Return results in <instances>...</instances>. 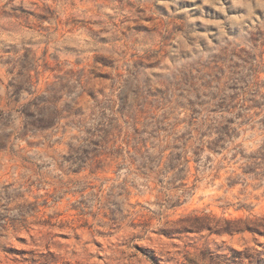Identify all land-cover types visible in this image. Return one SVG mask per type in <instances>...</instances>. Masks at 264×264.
<instances>
[{
	"label": "rangeland",
	"instance_id": "rangeland-1",
	"mask_svg": "<svg viewBox=\"0 0 264 264\" xmlns=\"http://www.w3.org/2000/svg\"><path fill=\"white\" fill-rule=\"evenodd\" d=\"M263 141L264 0H0V264L264 260Z\"/></svg>",
	"mask_w": 264,
	"mask_h": 264
},
{
	"label": "trees",
	"instance_id": "trees-1",
	"mask_svg": "<svg viewBox=\"0 0 264 264\" xmlns=\"http://www.w3.org/2000/svg\"><path fill=\"white\" fill-rule=\"evenodd\" d=\"M260 72V71H258ZM221 143H225L224 137L220 136L217 141V147H220ZM187 151L183 153L184 163L189 165L191 160L186 155ZM240 154L248 163V172L250 174H254L255 176L263 175V173L257 172V170H264V141L263 144L258 148L257 151L246 154V151H241ZM167 234V232H164ZM230 253L224 255L223 258H218L216 254H212L210 257V264H258L263 262L260 256L261 253L256 250L253 252L252 250H235L229 249ZM259 256V258H257Z\"/></svg>",
	"mask_w": 264,
	"mask_h": 264
}]
</instances>
